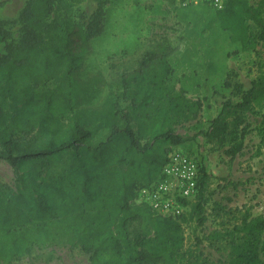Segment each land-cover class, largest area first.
Segmentation results:
<instances>
[{"label":"trees","instance_id":"1","mask_svg":"<svg viewBox=\"0 0 264 264\" xmlns=\"http://www.w3.org/2000/svg\"><path fill=\"white\" fill-rule=\"evenodd\" d=\"M95 1L86 16L77 0H25L15 19H0V161L14 173L13 183L0 181V264L60 247L79 249L89 264H264V217L227 197L213 201L211 175L182 148L202 137L233 160L251 118L259 116L264 129V0H221L222 9L213 8L229 41L255 55L256 75L247 89L226 76L235 99L223 100L205 127L209 99L171 84L167 41L113 82L86 74L108 18L109 0ZM260 141L264 148L263 131ZM176 150L196 160L197 194L170 217L137 195L161 178ZM209 217L214 226L200 237ZM44 254L45 262L55 259Z\"/></svg>","mask_w":264,"mask_h":264},{"label":"rangeland","instance_id":"2","mask_svg":"<svg viewBox=\"0 0 264 264\" xmlns=\"http://www.w3.org/2000/svg\"><path fill=\"white\" fill-rule=\"evenodd\" d=\"M257 1L250 0L254 4ZM24 3L25 0H8L3 6L0 5V19H15ZM108 3L106 31L93 44L86 63V74L100 73L107 82H113L120 74L134 69L137 60L157 42L167 41L174 48L169 58L174 72L170 78L171 84L184 89L193 98L206 94L209 99V108L200 116L204 127L217 113L223 100L235 99L230 88L224 87L226 76L230 73L234 80L241 82L247 89L256 75L253 64L255 55L251 52L242 53L238 45L229 41L227 34L217 26L215 10L210 6L181 7L177 0H109ZM96 5L95 0H77L75 9L88 16ZM3 51L4 44L0 42V53ZM262 131L260 117H252L251 131L244 139L245 147L233 160L222 150L210 151L202 137L182 148L194 155L211 175L213 201L225 204L224 197H227L231 199L230 206L250 205L253 216L264 217ZM104 134L105 131L100 132L97 139ZM0 181H14L12 168L5 161H0ZM226 181H233L237 188L222 189ZM213 226L209 217L197 235L201 237L203 232L211 230ZM185 235L191 243L193 238L189 229ZM50 251L55 259L45 262L44 253ZM205 251L210 252L207 248ZM261 259L264 262V235ZM13 264H89V261L88 256L79 249L60 247L37 251L31 257Z\"/></svg>","mask_w":264,"mask_h":264},{"label":"built area","instance_id":"3","mask_svg":"<svg viewBox=\"0 0 264 264\" xmlns=\"http://www.w3.org/2000/svg\"><path fill=\"white\" fill-rule=\"evenodd\" d=\"M181 7L202 4L220 10L221 0H177ZM198 166L196 161L180 150L173 151L162 168L161 178L138 191L137 200L150 206L159 215L176 217L187 210L186 201L197 194Z\"/></svg>","mask_w":264,"mask_h":264},{"label":"crops","instance_id":"4","mask_svg":"<svg viewBox=\"0 0 264 264\" xmlns=\"http://www.w3.org/2000/svg\"><path fill=\"white\" fill-rule=\"evenodd\" d=\"M217 111H218V110H217ZM215 115H216V114H215ZM215 115H214V116H215ZM214 116H213V117H214ZM213 117H211V118H213Z\"/></svg>","mask_w":264,"mask_h":264}]
</instances>
